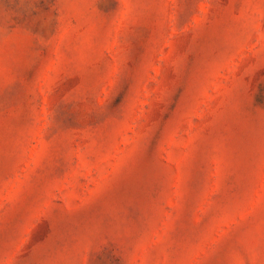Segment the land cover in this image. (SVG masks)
I'll return each instance as SVG.
<instances>
[{"label": "rangeland", "instance_id": "1", "mask_svg": "<svg viewBox=\"0 0 264 264\" xmlns=\"http://www.w3.org/2000/svg\"><path fill=\"white\" fill-rule=\"evenodd\" d=\"M0 264H264V0H0Z\"/></svg>", "mask_w": 264, "mask_h": 264}]
</instances>
